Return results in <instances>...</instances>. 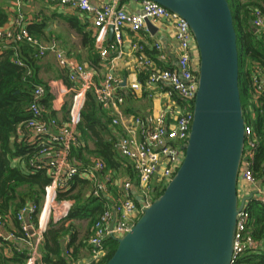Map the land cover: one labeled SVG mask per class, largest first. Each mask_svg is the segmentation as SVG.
<instances>
[{"label":"built area","instance_id":"2783aa9c","mask_svg":"<svg viewBox=\"0 0 264 264\" xmlns=\"http://www.w3.org/2000/svg\"><path fill=\"white\" fill-rule=\"evenodd\" d=\"M62 6H68L81 14L90 16L92 25L97 29L95 42L100 43L109 26L113 27L114 42L99 50L100 56L105 58L109 49H115L122 42V30L128 27L133 31L148 29L145 20L149 19L154 25L164 21L174 28V39L178 45L179 54L176 67L160 68L155 61L143 53L142 45L134 48L140 55L133 69L136 72L142 70L146 73L143 83H131L132 89H140L142 86L148 90L156 87L161 90L166 99L165 105L149 123L137 115L127 117L118 110L124 96L119 90L122 80L113 73H107L99 83L94 79L93 72L84 65L67 58L57 49L54 41L48 44L41 43L29 34L26 27L18 29H4L0 27V53L3 41L18 43L26 41L35 45L36 57H41L47 51L55 53L58 64L65 68L67 77L71 82L69 90L72 92V104L69 111V120L60 125L54 117H47L46 110L40 104L45 89L36 84L32 92V100L29 105L30 116L23 121L17 129L19 132L29 130L39 137L36 152L29 159L32 167L45 163L52 171V179L44 187L42 203L37 205L29 202L22 205L14 214L18 224V230L6 229V217L0 215V240L8 244L9 250H26L24 264H45L42 261L43 253L40 250L44 233L50 223H58L64 220L73 201L70 198H59L58 193L66 191L74 175L83 174L95 178L105 169V163L100 159H94L81 168L69 159V151L76 139V127L80 121V109L84 103L86 91L93 93L96 103L111 115L110 124L120 126L122 134L113 141L114 150L130 162L134 173V181L122 180L120 187L124 196L115 200L112 204L104 206L103 211L92 224V233L87 239L89 251V264L99 263L106 254L105 242L111 236L120 237L128 232L132 224L139 217L142 209L152 200L151 180L157 179L165 184L172 178L184 154L190 127L193 119V103L198 85V57L196 44L187 21L173 11L165 8L152 0H115L114 2L94 4L89 0H49ZM139 2L142 6L139 12H129L120 7L119 2ZM252 25L255 31L264 32V18L258 11L255 12ZM155 26V25H154ZM156 27V26H155ZM99 46V45H98ZM156 50H160L159 43H155ZM18 64L22 61L14 58ZM254 99L264 93V75L256 71L252 76ZM114 112V113H112ZM124 114V115H123ZM56 127L55 133H50V128ZM24 133V132H23ZM245 146L238 170L237 183L249 188L257 182L251 169V159L257 141L253 131L245 123ZM264 173V167L262 168ZM135 190L139 199L137 204L134 197L128 193ZM258 200L264 203V184L256 187ZM92 194L99 196L98 185H95ZM249 218L246 204L238 212L236 230L234 233L232 262L233 264L244 252H264V243L254 239L247 230ZM113 225L110 228L111 222ZM0 242V243H2ZM71 249L66 250L69 255ZM69 264V263H68Z\"/></svg>","mask_w":264,"mask_h":264},{"label":"water","instance_id":"95a60500","mask_svg":"<svg viewBox=\"0 0 264 264\" xmlns=\"http://www.w3.org/2000/svg\"><path fill=\"white\" fill-rule=\"evenodd\" d=\"M152 1L184 18L192 32L198 57L193 119L178 169L130 230L111 236L116 247L103 264H231L237 214L253 198L237 191L245 119L232 12L227 0Z\"/></svg>","mask_w":264,"mask_h":264},{"label":"trees","instance_id":"16d2710c","mask_svg":"<svg viewBox=\"0 0 264 264\" xmlns=\"http://www.w3.org/2000/svg\"><path fill=\"white\" fill-rule=\"evenodd\" d=\"M227 1L237 34L238 85L243 116L257 141L251 159V169L256 179L263 180L264 93L254 99L252 76L257 70L264 75V32L255 31L252 21L256 11L264 18V0ZM6 18V13L0 8V25ZM71 24L77 31L82 32V25L76 18H73ZM36 26H27L30 35L33 36L35 30L36 33L42 34V24ZM82 33L83 43L86 44L88 41L93 46V39L85 31ZM13 44L14 48H7L0 54V215H11L14 218V214L24 203L31 201L39 205L44 193V186L50 182V177L46 168L30 165L29 159L36 152L37 146L28 144L24 137L20 138L16 132L17 126L30 116L29 105L32 100L33 88L35 84L41 82L34 75V56L25 53L18 44ZM14 58L21 60L22 64L16 63ZM27 68L30 70L28 77L26 76ZM42 103L47 108L45 115L47 117L55 116V112L51 109V95L48 91H45L40 100V104ZM108 121L109 117L95 102L92 91H86L85 100L80 109V121L76 134V139L80 144L73 145L71 153L73 157L82 159L81 154L83 148L87 146L86 141L89 137L95 136L94 152L105 163V169L114 168L117 171L122 164V157L114 150L112 141L99 137L101 133L108 131ZM14 157H23L26 165L24 171L10 165V160ZM128 170L130 171V168ZM72 180V186L67 191L59 193V197L68 193L67 196L74 199L73 206L64 220L88 218L90 224H93L96 216L104 208L103 202L91 192L89 193L91 187L89 179L77 174ZM164 187L165 185L160 190H155L152 199L160 195ZM246 209L249 214L247 230L254 239L264 243V203L256 198H251L246 203ZM14 222L15 230H18L15 218ZM72 227V224L67 227L63 225L59 227L50 223L44 233L42 261L45 264H68L69 259L75 257L76 246L73 252L66 256L61 255L60 247V239L67 233H70V244H74L76 235L70 232ZM105 246L106 254L96 264H103L111 256L116 247V241L107 238ZM3 248L0 243V264H24L27 257L26 250L17 251L12 248L11 255L7 256L3 253ZM233 264H264V252L246 251Z\"/></svg>","mask_w":264,"mask_h":264},{"label":"crops","instance_id":"0c3cea01","mask_svg":"<svg viewBox=\"0 0 264 264\" xmlns=\"http://www.w3.org/2000/svg\"><path fill=\"white\" fill-rule=\"evenodd\" d=\"M89 1L94 4H103L114 2L115 0ZM118 5L129 12H139L142 8L139 2L127 3L120 1ZM0 8L3 10V12L6 13L7 17L4 23L0 25V27L4 29H18L20 26H24L27 29V26L29 25L36 26L42 24V34L36 33L35 30V34H33V37L39 40L41 43L45 44L54 41L57 49L61 51L64 56L84 65L88 69H91L94 75V79L98 83L103 80L104 76L107 73H113V75L121 79L122 84L119 86L118 91L123 94L124 100L119 105L118 110L124 113L127 117H130V115H137L143 118L146 123H149L165 105L166 99L161 94V90H165V86L163 87V89L151 87L148 90L143 86L140 89H132L130 85L131 83L136 82L143 83L146 78V73L144 70H142L141 72H136L133 69L135 62L140 55L139 51L134 48L135 45H142V51L144 55L153 59L158 67H176V60L179 54V49L173 36L174 28L170 23H166L164 21L156 22L154 24L156 26V29L153 32L149 29L133 31L128 27H124L121 32V44L116 46L115 49H109L107 56L105 58H102L100 56L99 50L100 48L107 47L109 44H112L114 42V34L108 28L102 41L98 43V46L95 42L97 29L93 27L90 16L86 14H81L68 6L64 7L56 2H50L49 0H0ZM73 18H76L82 25V32L85 31V33H87L88 36L93 39V46H91L88 41L86 42V44L83 43V33L77 31L71 24ZM88 36L87 38L89 39ZM155 43L160 44V50L155 49ZM12 44L13 43L9 41H3L1 44V53L7 48H14V44ZM15 44H18V46H20V48L25 53L34 56V75L41 82L39 83V85H42L45 91H48L51 95V109L55 112V116L53 117L60 125L65 124L69 120V111L72 104L73 95L69 90L71 82L67 77L65 68L61 67L58 64L55 53L53 51H47L41 57H36L35 45L26 41H21ZM28 75L30 76V70L27 68L26 76L28 77ZM41 105H43V103ZM43 107L47 112V108L44 105ZM101 110L106 112L107 116L109 117V121L107 123L108 131L101 133L99 137L103 139L107 138L112 141L113 144V141H115L122 134V130L120 126H113L110 124V113L102 108ZM19 131L20 130L16 128V132L19 134L20 138L24 137L25 141L28 144H36L37 146V141L40 140L39 137L33 135L29 130L23 131L24 133ZM56 131V127L50 128V133H55ZM94 137H89L86 141L87 146L82 150V159L73 157L71 153L72 148L69 151V159L72 162H75V164H79L81 168L86 163L92 162L95 158L102 160L94 152ZM78 144H80V142L77 140V143H74L73 145L76 146ZM47 158V156L44 157L42 160L44 164H38L37 167L46 168V172L51 181L52 171L45 164L47 163ZM122 160V164L117 171L114 168H106L103 172L98 173L94 179L90 178V176L78 174L80 177L89 179L91 181L89 193L91 192L92 194V190L94 189L95 185H98L100 195L94 196L100 198V200L103 202V206H105V204H112L115 200L123 198L124 192L120 187V183L122 180H135L130 162L127 159L122 158ZM10 165L13 167H18L22 171H24L26 167L23 157L12 158L10 160ZM128 168H130V171L128 170ZM72 183L73 180H71V184ZM263 184L264 179H257V182L254 185H251L249 188H247L241 185L240 182H238L237 189L239 188L240 193H242L243 196L253 193V198L257 199L258 194L256 192V187L262 186ZM71 186L72 185H70V187ZM63 192L65 191L59 193ZM128 193L131 197H134V200L138 204L139 199L135 198L137 197L135 195V190L131 189L130 191H128ZM67 195L68 193H66L65 196L59 198H69ZM71 200L74 203V199ZM41 203L42 200L39 202V204ZM100 213L96 216V218L100 215ZM84 223H86V227L85 225H83ZM70 224L73 225L70 232L75 233L76 240L74 244L71 245L70 233L63 235V237L60 239V247L61 242H63L64 246V249L61 248V255L66 256L67 249H71L72 253L74 247L76 246L77 250L75 257L72 259L70 258L68 263L89 264L87 239L92 233V224H90V220L88 218H78L71 220H62L53 225L59 227L63 225L67 227ZM6 229H11L13 231L16 229L14 218L11 215H7L6 217ZM44 241L45 236L40 247L42 253H44ZM1 244L4 247L3 253L7 256H10L11 250H9L8 244Z\"/></svg>","mask_w":264,"mask_h":264},{"label":"rangeland","instance_id":"374dc122","mask_svg":"<svg viewBox=\"0 0 264 264\" xmlns=\"http://www.w3.org/2000/svg\"><path fill=\"white\" fill-rule=\"evenodd\" d=\"M167 184V183H166ZM163 181H158L157 179H152L151 180V185H152V191H151V197L153 198V194H154V191L156 190H160L161 189V187H163L164 185H166ZM238 190V196L239 197H242L243 196V194L242 193H240V190H239V188L237 189ZM152 201V200H151ZM83 225H85V227H86V223H84ZM49 227V226H48ZM48 227H47V229H48Z\"/></svg>","mask_w":264,"mask_h":264}]
</instances>
